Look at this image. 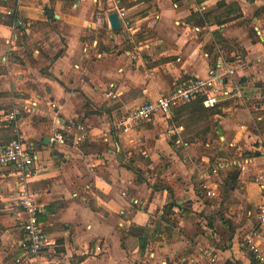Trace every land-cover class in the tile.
<instances>
[{
  "label": "crops",
  "instance_id": "obj_1",
  "mask_svg": "<svg viewBox=\"0 0 264 264\" xmlns=\"http://www.w3.org/2000/svg\"><path fill=\"white\" fill-rule=\"evenodd\" d=\"M224 65L243 89L235 98L251 96L264 113V0H0V148L32 145L29 189L46 237L30 255L12 168H0V264H259L245 238L255 231L264 252V151L237 146L247 111L227 105L235 98L214 108L196 99L118 127L128 110ZM15 107L20 115L5 121ZM56 115L86 126L80 147L68 134L50 142ZM263 120L252 118L257 128ZM214 135L236 149L232 159H214ZM246 158V171L219 178L236 200L202 193L197 171Z\"/></svg>",
  "mask_w": 264,
  "mask_h": 264
},
{
  "label": "built area",
  "instance_id": "obj_2",
  "mask_svg": "<svg viewBox=\"0 0 264 264\" xmlns=\"http://www.w3.org/2000/svg\"><path fill=\"white\" fill-rule=\"evenodd\" d=\"M58 2L81 1V0H56ZM98 27L106 25L105 20L100 18L96 22ZM235 68L224 65L221 73L214 72L206 78L190 79L174 87L166 93H162L154 100H147L140 105L128 110L118 122V127L124 131L132 129L135 125L149 120L155 114L167 115L171 110L181 104H187L196 99H202L206 108H214L220 102L229 98L243 97L241 84L233 81ZM225 76H228L225 78ZM230 80H229V79ZM20 115L19 108H13L5 116V121L12 122ZM183 126H176L169 130L172 138H179ZM71 136L72 146L80 147L87 138L86 126L77 119L65 120L56 115L52 121L50 142L62 145L65 135ZM36 156L31 144L14 139L5 147L0 148V168H12L11 174L15 178L17 202L26 213L23 230L27 235V250L30 255L37 258L45 244V234L39 221L40 207L36 203L29 189V183L36 174ZM251 165L250 159L221 161L214 163L204 170L197 171V181L202 193L210 199H217L221 195V183L219 174L231 167H236L244 172ZM261 192L264 193V173L256 177ZM259 221L264 223V205L258 207ZM256 232L250 233L245 238L246 247L253 253L259 264H264V252L261 251L254 241Z\"/></svg>",
  "mask_w": 264,
  "mask_h": 264
},
{
  "label": "rangeland",
  "instance_id": "obj_3",
  "mask_svg": "<svg viewBox=\"0 0 264 264\" xmlns=\"http://www.w3.org/2000/svg\"><path fill=\"white\" fill-rule=\"evenodd\" d=\"M241 100V101H240ZM242 102V103H241ZM255 104V99L250 97H244L242 99L240 98H235V100L228 102L227 105H231V107H233L234 109L240 110V109H245L247 112L244 113L246 116L242 117V121L240 122V124H244L247 128L244 132L243 137L241 138V140L238 142V145L240 147L241 152H243V154H250V155H255V153L260 151H264V138L262 137H257V134H264V120L261 122V124L258 126L254 125L252 122V118H255L256 115L261 113V116L264 119V113L263 112H256L254 111L252 108ZM253 111V112H252ZM243 113V111H241ZM257 128V129H256ZM210 143V151L212 152L211 154L214 157L215 160H217V158L219 156L224 157L226 156L227 160L232 159L231 156L232 154H235L237 151L235 148H226V146L224 144L221 143V141H219V139L217 138V135H214L213 138H211V140L209 141ZM250 159V158H247ZM240 173V172H239ZM222 178L223 182L224 180V175L222 174V172L219 174L218 178ZM232 184V183H230ZM228 191L222 190L221 195L219 198L224 196L225 200H236L233 196H231L230 194H228ZM232 200V201H233ZM235 202H231V204H234Z\"/></svg>",
  "mask_w": 264,
  "mask_h": 264
},
{
  "label": "water",
  "instance_id": "obj_4",
  "mask_svg": "<svg viewBox=\"0 0 264 264\" xmlns=\"http://www.w3.org/2000/svg\"><path fill=\"white\" fill-rule=\"evenodd\" d=\"M108 22L112 30H118L121 26L117 12H112L108 16ZM48 139H46L47 141Z\"/></svg>",
  "mask_w": 264,
  "mask_h": 264
}]
</instances>
